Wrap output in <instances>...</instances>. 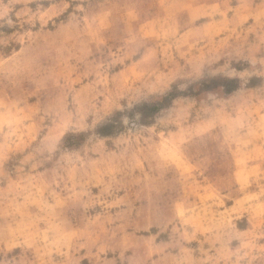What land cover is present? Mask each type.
I'll use <instances>...</instances> for the list:
<instances>
[{
    "label": "rangeland",
    "instance_id": "rangeland-1",
    "mask_svg": "<svg viewBox=\"0 0 264 264\" xmlns=\"http://www.w3.org/2000/svg\"><path fill=\"white\" fill-rule=\"evenodd\" d=\"M0 264H264V0H0Z\"/></svg>",
    "mask_w": 264,
    "mask_h": 264
}]
</instances>
